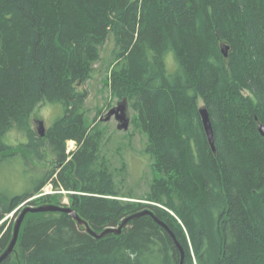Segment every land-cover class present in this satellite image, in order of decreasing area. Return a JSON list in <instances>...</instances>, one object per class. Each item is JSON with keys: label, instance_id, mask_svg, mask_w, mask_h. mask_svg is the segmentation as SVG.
Masks as SVG:
<instances>
[{"label": "trees", "instance_id": "obj_1", "mask_svg": "<svg viewBox=\"0 0 264 264\" xmlns=\"http://www.w3.org/2000/svg\"><path fill=\"white\" fill-rule=\"evenodd\" d=\"M110 37L106 85L127 100L156 173L144 197L121 189L125 166L117 169L102 152V119L88 118L87 92L78 87ZM166 44L183 77L169 80L158 58L146 60V48L159 54ZM42 102L62 106L43 136L30 125ZM258 124L264 126V0H0V167L24 164L20 149L42 159L46 143L57 162L22 190L0 187V255L13 236L9 214L24 205H63L50 194L35 197L48 183L69 192L83 220L28 212L0 264H264ZM13 133L26 141L14 144ZM68 141L75 142L69 153ZM145 209L153 214L134 217L118 234L97 238L86 229L118 227Z\"/></svg>", "mask_w": 264, "mask_h": 264}, {"label": "rangeland", "instance_id": "obj_2", "mask_svg": "<svg viewBox=\"0 0 264 264\" xmlns=\"http://www.w3.org/2000/svg\"><path fill=\"white\" fill-rule=\"evenodd\" d=\"M113 48L114 40L110 37L101 48L100 60L94 65L91 77L85 83L78 86L87 92L84 110L90 120L96 115H98V120L105 117L108 110L118 102V99L111 94L109 85H106ZM48 104L46 102L40 103L30 116V125L35 132H38L39 122L43 123L45 131L62 114V106L58 103V114L53 115L47 120L42 119L40 113ZM128 114L131 118L132 111L129 107ZM100 127L105 132L104 139L102 140V152L105 153L117 169L125 166V171L123 172L125 174V181L123 184L119 183L121 189L124 191L131 189L135 196L144 197L148 192L151 180L156 176L151 165V160L144 152L145 137L138 131H134L131 124L126 131L118 129L117 121L114 117L106 121L101 120ZM11 141L16 144L18 142H25L26 138L23 135L13 133ZM74 147L75 142L68 141L66 152L69 153ZM42 152L43 158L38 159L29 151L20 149L19 155L24 154L26 156L24 164L20 161L17 165H14V162L2 165L0 167V187L10 190H22L32 185L29 180L30 176H40L42 173L52 169L57 162L49 152L48 143L44 145ZM119 180L120 177H117V181ZM43 188L41 191L46 193L44 195L50 194L56 196L61 205L63 204L62 206L70 207L69 192L61 188H55L51 183L46 184ZM70 193L73 192L71 191ZM135 200L146 202L141 199ZM18 213L19 211L16 214H9L5 218L7 224L13 226Z\"/></svg>", "mask_w": 264, "mask_h": 264}, {"label": "water", "instance_id": "obj_3", "mask_svg": "<svg viewBox=\"0 0 264 264\" xmlns=\"http://www.w3.org/2000/svg\"><path fill=\"white\" fill-rule=\"evenodd\" d=\"M221 51H222L223 55L226 57L228 54V46H226L225 44H221ZM199 112L201 115L202 123H203L204 129H205L206 135H207L208 142H209L213 152H215L213 130H212V125H211V121L209 118L208 111H207L205 106H200ZM111 117H114V119L117 121V123H118L117 128L118 129H122L125 131L128 129V127L130 125V115L128 114V102L126 99L118 101L114 107H112L108 110V112L106 113V116L102 117L101 119L106 121V120H109ZM39 124H40V126L38 128V132L41 136H43L44 135L43 123L39 122ZM258 131L264 137V126L262 124H258ZM47 211H61V212L69 213L75 218V220L77 221V223L79 225L83 224V220L69 206L50 205V204L49 205H40V206L25 205L20 209V211L17 215V218L15 219V222L13 225L12 239H11L8 247L6 248V250L0 255V262L3 261L6 257H8L12 253L14 246L16 244V241H17V238L19 235V231H20V227H21V224L23 222L25 215L28 212H47ZM142 214H151L152 215L153 213L151 210L145 209V210L138 212L136 214L129 215L128 217L124 218L121 221V223L119 224L118 227H107L103 231H101L100 233L92 231L89 227H87L86 229L93 236H95L97 238H99V237H101L104 234L109 233V232L118 234L121 232L123 226L129 220L133 219L134 217L140 216ZM154 219L160 225H162L167 231H169V233L174 238V235L172 234V232L169 230V228L167 227V225L163 221L159 220L156 217H154ZM176 244L180 248L181 253H183L178 242H176Z\"/></svg>", "mask_w": 264, "mask_h": 264}, {"label": "clouds", "instance_id": "obj_4", "mask_svg": "<svg viewBox=\"0 0 264 264\" xmlns=\"http://www.w3.org/2000/svg\"><path fill=\"white\" fill-rule=\"evenodd\" d=\"M145 58L149 64L153 62L154 58H158L159 64L162 67L164 74L169 78V80H174L176 78L183 77L184 69L181 65L177 53L174 47L170 44H166L159 54L153 51L151 48H146ZM210 63H215L214 58H209ZM155 86H159V79L155 80ZM59 104L58 102H50L48 106L41 111L40 115L42 119H50L53 115L58 114Z\"/></svg>", "mask_w": 264, "mask_h": 264}, {"label": "built area", "instance_id": "obj_5", "mask_svg": "<svg viewBox=\"0 0 264 264\" xmlns=\"http://www.w3.org/2000/svg\"><path fill=\"white\" fill-rule=\"evenodd\" d=\"M42 190V189H41ZM44 194H46V193H44V192H42V191H40L35 197H39V196H43ZM34 198V197H33Z\"/></svg>", "mask_w": 264, "mask_h": 264}, {"label": "bare ground", "instance_id": "obj_6", "mask_svg": "<svg viewBox=\"0 0 264 264\" xmlns=\"http://www.w3.org/2000/svg\"><path fill=\"white\" fill-rule=\"evenodd\" d=\"M49 187V186H48ZM44 189V188H43ZM55 189V188H54ZM52 190V189H51ZM44 192V191H43ZM73 217V216H72ZM13 230V229H12ZM110 233H112V232H110ZM91 234V233H90Z\"/></svg>", "mask_w": 264, "mask_h": 264}, {"label": "flooded vegetation", "instance_id": "obj_7", "mask_svg": "<svg viewBox=\"0 0 264 264\" xmlns=\"http://www.w3.org/2000/svg\"><path fill=\"white\" fill-rule=\"evenodd\" d=\"M118 124V123H117Z\"/></svg>", "mask_w": 264, "mask_h": 264}]
</instances>
